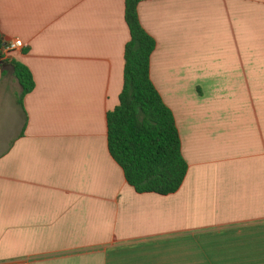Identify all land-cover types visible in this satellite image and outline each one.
Returning a JSON list of instances; mask_svg holds the SVG:
<instances>
[{
    "label": "crops",
    "instance_id": "1",
    "mask_svg": "<svg viewBox=\"0 0 264 264\" xmlns=\"http://www.w3.org/2000/svg\"><path fill=\"white\" fill-rule=\"evenodd\" d=\"M125 0H0V264H264V0H142L188 171L136 193L108 151ZM2 45V46H3ZM13 63L34 89L18 102Z\"/></svg>",
    "mask_w": 264,
    "mask_h": 264
},
{
    "label": "trees",
    "instance_id": "2",
    "mask_svg": "<svg viewBox=\"0 0 264 264\" xmlns=\"http://www.w3.org/2000/svg\"><path fill=\"white\" fill-rule=\"evenodd\" d=\"M141 1L125 0L129 41L124 49L119 103L107 114L108 151L136 193L166 196L180 189L188 166L174 116L150 80V57L156 44L140 25L137 7ZM2 45L0 39V48ZM13 66L22 104L35 84L27 67L20 63Z\"/></svg>",
    "mask_w": 264,
    "mask_h": 264
},
{
    "label": "built area",
    "instance_id": "3",
    "mask_svg": "<svg viewBox=\"0 0 264 264\" xmlns=\"http://www.w3.org/2000/svg\"><path fill=\"white\" fill-rule=\"evenodd\" d=\"M23 47L24 45L19 39H14L5 43L0 48V63L6 61L12 53L22 50Z\"/></svg>",
    "mask_w": 264,
    "mask_h": 264
}]
</instances>
